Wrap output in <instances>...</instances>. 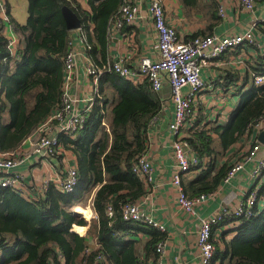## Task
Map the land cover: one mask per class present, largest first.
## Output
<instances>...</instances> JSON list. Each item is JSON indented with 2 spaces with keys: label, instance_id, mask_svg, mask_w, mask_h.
Wrapping results in <instances>:
<instances>
[{
  "label": "trees",
  "instance_id": "16d2710c",
  "mask_svg": "<svg viewBox=\"0 0 264 264\" xmlns=\"http://www.w3.org/2000/svg\"><path fill=\"white\" fill-rule=\"evenodd\" d=\"M27 1V23L14 24L19 37L15 57H11L0 18L2 153L19 149L62 98L63 60L72 37L63 6L81 20L91 45L89 56L102 69L109 63V24L125 3L84 0L91 8L88 13L79 0ZM183 1L188 8H200L199 0ZM215 9L218 11V3L212 2L210 20L218 21ZM196 36L199 34L193 37ZM253 68L264 74V56L257 58ZM245 83L250 89L226 123H208L188 133L187 141L198 157L210 159L206 170L184 184L191 197L215 192L233 166L228 162L219 167L216 157L220 151L215 141L218 139L224 153L233 150L237 144L249 141L254 125L264 118V85L257 87L252 79ZM99 96L77 138L61 137L76 158L80 179L74 194H60L50 185L45 197L29 201L10 188L0 189V264H102L99 257L109 264H158L157 246L165 240V233L125 221L122 208L146 194L144 182L134 174L132 165L148 149L149 124L161 112L162 103L147 81L134 85L112 72L103 74ZM203 121L200 119L199 124ZM260 196H264V187ZM89 205L97 216L90 223L74 211L77 206ZM108 206L113 208L111 217ZM240 221L231 229L237 233L233 239L226 241L228 231L223 234L221 242L225 247L218 248L216 261L264 264V209ZM74 226L77 233L83 231L78 226H89L88 236L96 238L98 249H88L87 238L73 232ZM140 234L149 238L143 248Z\"/></svg>",
  "mask_w": 264,
  "mask_h": 264
},
{
  "label": "built area",
  "instance_id": "2783aa9c",
  "mask_svg": "<svg viewBox=\"0 0 264 264\" xmlns=\"http://www.w3.org/2000/svg\"><path fill=\"white\" fill-rule=\"evenodd\" d=\"M237 1L238 7L242 11L252 16L255 15L259 0ZM217 3L219 17L226 18L228 13L226 2L217 0ZM142 5L143 3L138 0H125L119 13L112 19L111 28L113 31L120 32L125 26L135 25L140 20ZM146 7L157 39V56L154 58L142 57L137 67H129L121 60L118 63L108 64L102 69L97 68L89 56L91 45L88 42L87 32L82 26L75 31L78 33V44L71 37L67 54L63 60L62 98L46 120L26 139L31 151L37 155L38 161L50 159L57 162L59 177L54 180H46L40 190L35 191L32 195V189L28 186L25 176L20 172L13 171L29 158L23 153H19V150L10 153L0 152V189L10 188L31 201H38L45 197L50 185H53L60 194H74L80 179L76 158L73 152L65 147L61 137L75 140L84 129L92 115L97 99L100 98L99 89L103 74L112 72L134 85L140 81H147L154 92L162 91L167 84L174 106L173 120L168 129L173 138L171 147L175 165L172 184L177 191L176 202L178 208L186 215L199 218L200 227L196 243L199 264H216L218 244L221 243L225 231L235 229L241 224L240 219H250L255 215V211L264 209V196H260V191L264 187L262 181L264 155L258 159L259 154L264 152V145L258 141V135L264 131V118L254 125V134L249 140L248 150L242 153L223 180L225 183L231 182L236 175L245 170L246 165L252 164L248 173L252 187L244 192V199L237 205L232 206L229 201H226L219 211L206 218H200L196 208L213 198L216 191L191 197L186 192L183 177L200 174L206 169V164L210 163V159H200L187 138L189 132L205 127L208 123H220L219 119L222 118V115L210 112L213 107H218L217 102H220L219 99L211 98L214 94L227 101L230 97H237L240 90L237 85H234L226 91L222 88L223 84H220V81H216V79L206 81L202 76L203 69L215 61H222L224 55L233 53L232 56L237 55L236 58L226 60L224 65L235 69L241 64V61L236 59L245 55L242 53H246L250 48H254L257 58L260 55L264 56V43L260 42L261 37L257 34L260 30L264 31V15L254 16L252 23L241 33L221 36L199 35L184 39L176 27L170 23L164 0H146ZM0 8V18L4 30L15 34V26L6 0H0ZM4 34L6 36L5 32ZM6 38L9 41L8 49L11 52V57H15L19 48V37L6 36ZM81 57L85 61L86 78L93 85V94L83 98L70 94L72 81ZM249 72H251V79L255 86L264 85V74L259 73L253 67L249 69ZM218 86L220 91L213 92ZM206 91L211 93V97L206 96ZM237 101L239 102V99ZM159 114L149 124L148 149L137 157L132 165L134 174L145 183L152 181L154 167L149 152L150 131ZM223 118L226 119V117ZM200 119H204L202 125L199 124ZM107 213L110 217L113 215L111 206H108ZM122 214L125 221L147 225L163 233L166 232L165 227L143 209L137 201L123 205ZM165 246L166 240L158 244L157 252L160 256L164 253ZM99 260L102 264H109L102 257H99Z\"/></svg>",
  "mask_w": 264,
  "mask_h": 264
},
{
  "label": "crops",
  "instance_id": "0c3cea01",
  "mask_svg": "<svg viewBox=\"0 0 264 264\" xmlns=\"http://www.w3.org/2000/svg\"><path fill=\"white\" fill-rule=\"evenodd\" d=\"M6 1L14 24L18 23L20 25H25L29 17L28 1ZM79 1L82 3L85 10L88 13H91L90 6L86 4L84 0ZM138 1H141L143 5L140 12V20L135 25L125 26L120 32H116L111 28L112 20L109 24L107 38L108 64L118 63L122 60L126 65L134 68L137 67L138 62L142 57L154 58L157 56V39L151 19L147 13L146 0ZM224 1L228 7V13L226 18L223 19L218 15V21L215 19L210 20L211 15L209 12L212 2L217 3V0H199L200 8L197 10L186 7L183 0H164V3L170 23L176 27L178 33L184 39L192 38L196 34H215L221 36L232 33H241L248 25L252 23L254 16L261 17L264 15V0H259L254 16L242 11L238 7L237 0ZM214 11L218 12L217 9ZM93 28V25H91V29ZM4 32L8 37L11 36L16 38L18 36H15L16 33L14 34L9 30H4ZM257 34L261 37L260 42L264 43V31L260 30ZM77 36L78 33L72 31V37L76 44H78ZM79 49L81 48L79 47ZM253 49L254 48H250L246 53H242L245 55L239 54L241 56L236 60L241 61V64L235 69H230L224 65L226 60L236 58L237 55L232 56L234 53L224 55V57H222V61H215L203 69L202 76L206 81L216 79V81H220V84H223L222 88L226 91L228 88L234 87V85H237L240 88L238 96H234L233 98L230 97V99L228 98L227 101H224L222 98H218V95L216 94L211 97L210 92H205L207 97L220 100L219 103L217 102L218 107H213L210 110V112H216L222 115V118L219 119L220 124H224L230 119L232 113L239 108L242 96L245 95L250 89L249 84L245 83V81L251 79V72H249V69L254 67L257 61L256 52ZM80 59L81 61L78 62L76 74L72 81L73 83L70 88V94L79 98H83L93 94V85L86 78L84 66L85 61H83L82 57ZM143 82L144 81H140L138 84ZM225 86L226 88H224ZM215 91H220L219 86L213 92ZM156 93L158 94L163 107L150 131L149 152L154 171L152 174V181L148 183L144 182L146 194L137 200V202L166 229V246L164 248V253L161 256L158 255V263L199 264L196 248L197 234L200 227L199 218L188 216L178 208L176 202L177 191L172 184V175L174 173L175 161L171 147L173 138L168 128L169 124L173 120L174 106L171 101L169 86L166 84L162 91ZM238 99L239 102L237 101ZM223 117H226L227 119L225 120ZM6 123L8 124L9 122ZM245 140L246 139L243 141ZM26 141L17 150H19V153H23L29 159L24 164L14 168L13 171L20 172L25 176L28 186L32 189L31 194L33 195L35 191L40 190L46 180H54L59 177V174L57 170V162L51 161L50 159H42V161H38L37 155L31 151ZM216 142H218V146H215V148L220 151L219 156L216 157L218 158L219 167L228 162H232L234 164L238 160L232 157L233 154H235L234 151H236V146L233 150H228L224 153L223 149L219 145L218 139L215 141V143ZM263 155L264 152L262 151L259 154L258 159L263 157ZM251 168L252 164H248L246 165L245 170L236 175L235 179L231 182L225 183L222 181V184L216 190L215 196L196 208L197 215H199L200 218H206L219 211L226 201H229L232 206H235L241 200H243L244 192L252 187L248 178V173ZM198 175L199 174H190L188 176H184V184L195 179ZM262 181L264 183V176ZM10 190L13 191L12 189ZM16 194L31 201L24 195L18 193ZM83 209L90 210L91 214L89 211L85 212L87 216H89L88 218L83 215ZM74 211L83 215V217L86 218V221L89 223L92 220H96L97 218L90 205L87 207L77 206L74 208ZM78 227L83 229L82 233L76 232L77 226H74L72 231L82 237L87 238L88 249H98L99 245L96 238L94 236H88L89 226ZM236 235V232L228 229V232L224 237L226 241H230ZM140 236L142 239L141 246L143 248L149 238L142 236L141 234ZM223 247H225L223 242L218 244L219 249H223ZM142 255L145 256L144 253H142ZM216 264H219V261H216Z\"/></svg>",
  "mask_w": 264,
  "mask_h": 264
},
{
  "label": "water",
  "instance_id": "95a60500",
  "mask_svg": "<svg viewBox=\"0 0 264 264\" xmlns=\"http://www.w3.org/2000/svg\"><path fill=\"white\" fill-rule=\"evenodd\" d=\"M62 12L66 20L67 28L69 31H76L81 28L82 22L79 17L68 7L63 6ZM258 141L264 145V131L258 135Z\"/></svg>",
  "mask_w": 264,
  "mask_h": 264
},
{
  "label": "rangeland",
  "instance_id": "374dc122",
  "mask_svg": "<svg viewBox=\"0 0 264 264\" xmlns=\"http://www.w3.org/2000/svg\"><path fill=\"white\" fill-rule=\"evenodd\" d=\"M242 100H243V96H242V98H241V100H240L239 107L241 106V102H242ZM226 119H227V118H226ZM226 119H225V120H226ZM211 123H214V122H211ZM209 127H210V126H209ZM217 143H218V142L215 143V146H218ZM249 146H250V142H249L248 140L245 141V142H241V143L237 144V145H236V151H234L235 154H233L232 157H234L235 159H238V157H240V156L242 155V153H244L245 151L248 150ZM232 157H231V158H232ZM83 211H84V212H86V211H89V212H90L89 209H83ZM85 214H86V213H85ZM86 215H87V214H86ZM88 217H89V216H88ZM85 219H86V218H85Z\"/></svg>",
  "mask_w": 264,
  "mask_h": 264
},
{
  "label": "bare ground",
  "instance_id": "6f19581e",
  "mask_svg": "<svg viewBox=\"0 0 264 264\" xmlns=\"http://www.w3.org/2000/svg\"><path fill=\"white\" fill-rule=\"evenodd\" d=\"M90 214H91V212H90ZM83 215L86 217V218H88V216L85 214V212L83 211Z\"/></svg>",
  "mask_w": 264,
  "mask_h": 264
}]
</instances>
